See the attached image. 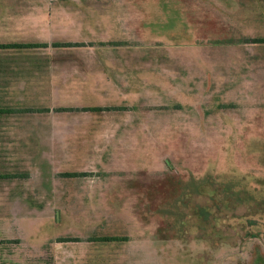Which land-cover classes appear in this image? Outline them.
<instances>
[{"label":"rangeland","instance_id":"rangeland-1","mask_svg":"<svg viewBox=\"0 0 264 264\" xmlns=\"http://www.w3.org/2000/svg\"><path fill=\"white\" fill-rule=\"evenodd\" d=\"M262 39L264 0H0L38 45L0 50V264H264Z\"/></svg>","mask_w":264,"mask_h":264},{"label":"trees","instance_id":"trees-1","mask_svg":"<svg viewBox=\"0 0 264 264\" xmlns=\"http://www.w3.org/2000/svg\"><path fill=\"white\" fill-rule=\"evenodd\" d=\"M261 43H264V39L260 40ZM71 44H54L53 47L61 48V47H71ZM36 44H0V50H8V49H26V48H37ZM42 47H46L45 44ZM90 111H101V108H93ZM2 113V112H0Z\"/></svg>","mask_w":264,"mask_h":264},{"label":"crops","instance_id":"crops-1","mask_svg":"<svg viewBox=\"0 0 264 264\" xmlns=\"http://www.w3.org/2000/svg\"><path fill=\"white\" fill-rule=\"evenodd\" d=\"M40 12H44V11H40ZM27 24L32 25V24H30V23H27Z\"/></svg>","mask_w":264,"mask_h":264}]
</instances>
